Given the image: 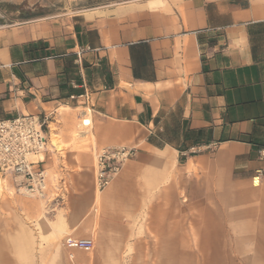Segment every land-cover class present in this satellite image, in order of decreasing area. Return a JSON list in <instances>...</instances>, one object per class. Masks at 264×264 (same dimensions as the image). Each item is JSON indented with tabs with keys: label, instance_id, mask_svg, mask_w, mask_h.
I'll return each mask as SVG.
<instances>
[{
	"label": "crops",
	"instance_id": "crops-1",
	"mask_svg": "<svg viewBox=\"0 0 264 264\" xmlns=\"http://www.w3.org/2000/svg\"><path fill=\"white\" fill-rule=\"evenodd\" d=\"M29 114L90 144L37 157L39 228L0 195V264H264V0H0V118ZM112 146L137 153L99 192Z\"/></svg>",
	"mask_w": 264,
	"mask_h": 264
},
{
	"label": "built area",
	"instance_id": "built-area-1",
	"mask_svg": "<svg viewBox=\"0 0 264 264\" xmlns=\"http://www.w3.org/2000/svg\"><path fill=\"white\" fill-rule=\"evenodd\" d=\"M83 92L79 97L81 103L86 106L90 102V95L86 90ZM81 113L87 115L85 111ZM86 119L84 115L78 119L80 128L77 135L88 133L90 122H86ZM52 131H55V128L50 125L47 117L40 120L36 115L29 114L0 118V188L1 181L10 177L17 192L28 197L46 196L44 190L49 175L39 167L41 159L37 157L54 149L55 145L50 140ZM204 150L206 149L198 145L189 148L190 154ZM92 153L94 190L101 192L119 174L124 164L135 157L137 148L112 146L95 149ZM252 181L258 184V176L253 177ZM63 240V246L70 258L74 257V251L91 252L94 248L92 238L67 235Z\"/></svg>",
	"mask_w": 264,
	"mask_h": 264
},
{
	"label": "rangeland",
	"instance_id": "rangeland-1",
	"mask_svg": "<svg viewBox=\"0 0 264 264\" xmlns=\"http://www.w3.org/2000/svg\"><path fill=\"white\" fill-rule=\"evenodd\" d=\"M89 119H86V122ZM79 120L75 121V127L72 128V130L69 133L70 141L69 143L64 142V140L61 139L60 135L55 134L56 131L51 132L50 140L55 145L54 149L56 150L57 154L54 156V158H63L64 155V149L68 147H73L75 150H82L86 151L88 150V145L90 144V136L88 133H82L77 135V132L79 131ZM53 128H55L53 125H51ZM86 130V129H85ZM81 135V137H80ZM58 181L53 180L52 176H49V180L47 182L46 189L44 190L46 194L49 193V187L57 185ZM2 187L0 188V195L5 196L10 199L18 198L24 200L25 203L30 204L29 208L35 209V211L38 213V216L36 217V220L34 221L35 225L39 228V217L41 219H44V215L46 214V211L48 210V207L46 206L47 200H44L42 197L39 196H25L20 192H17V190L14 189L13 180L10 177H7L4 181H1ZM49 195V194H48ZM48 197V196H47ZM22 210L26 209L24 206L20 207ZM26 222H28L31 225V222L28 221V218H25ZM82 252V251H81Z\"/></svg>",
	"mask_w": 264,
	"mask_h": 264
},
{
	"label": "bare ground",
	"instance_id": "bare-ground-1",
	"mask_svg": "<svg viewBox=\"0 0 264 264\" xmlns=\"http://www.w3.org/2000/svg\"><path fill=\"white\" fill-rule=\"evenodd\" d=\"M80 137H81V135H80Z\"/></svg>",
	"mask_w": 264,
	"mask_h": 264
}]
</instances>
